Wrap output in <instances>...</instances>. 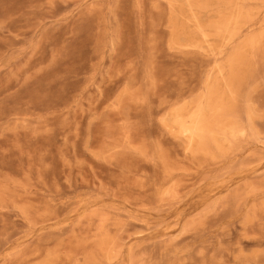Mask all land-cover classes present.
Returning <instances> with one entry per match:
<instances>
[{
    "label": "rangeland",
    "instance_id": "obj_1",
    "mask_svg": "<svg viewBox=\"0 0 264 264\" xmlns=\"http://www.w3.org/2000/svg\"><path fill=\"white\" fill-rule=\"evenodd\" d=\"M0 264H264V0H0Z\"/></svg>",
    "mask_w": 264,
    "mask_h": 264
}]
</instances>
